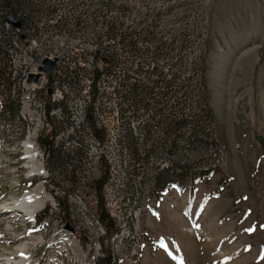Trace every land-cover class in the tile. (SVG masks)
Listing matches in <instances>:
<instances>
[{
    "label": "rangeland",
    "instance_id": "obj_1",
    "mask_svg": "<svg viewBox=\"0 0 264 264\" xmlns=\"http://www.w3.org/2000/svg\"><path fill=\"white\" fill-rule=\"evenodd\" d=\"M24 1L29 3L28 13L36 21L41 13L50 14L53 11L54 19L68 24L72 30L70 44L77 45V53L71 54L69 61L85 58V52L97 44L95 40L99 35L100 43L105 40L103 25L106 21L118 19L127 25L134 24V27L139 24V31L140 23L150 25L153 37H162L161 40L168 45L164 58L155 61L165 67L180 57L179 38L185 36L182 55H185V66L192 74L193 61L203 57L205 72L201 90L194 85L195 77L184 75L183 104L186 109L192 107L196 115L202 116L197 98L200 93L205 95L207 107L211 110L209 127L212 138L194 140L187 136L178 137L175 141L177 146L172 151L151 152V155L140 153L141 158L164 161L168 167H171V160L184 162L190 159L189 171L194 175L199 170L205 171L204 176L197 175L193 181L187 180L188 187H179L181 192L175 191V187L169 192H162L160 183L166 174H160L156 181L155 164H151L149 170H133L120 167L118 161L131 159L128 150H121V144L133 141L150 147L160 142L152 113H176L179 105L174 98L167 105L151 106L148 111L141 108L139 111L143 116L132 117L129 125L127 123L130 129L123 132L117 115L121 102L119 96L111 91L104 100L111 112L105 118L108 127L105 144L96 152L92 148L97 144L90 137H85V151L72 156L65 141L59 140L58 145L53 142L54 134L51 138L54 150L49 155V151L40 145L39 137L44 130L50 131L52 124L35 136L31 130L32 117L25 102L24 114H20V105V117L13 118L5 114V101L0 97L3 100L0 101V205L11 198L21 197L40 180L44 181L46 192L52 182L62 189L79 188L90 203L92 195L100 193L102 176L105 172L109 174L110 169L100 162L101 155H104L112 163L115 184L128 182L135 188L133 190L143 205L151 203L153 208L161 209L164 227L153 223L149 215L151 211L147 209L142 217L141 229L130 248L131 231L118 239L117 233L123 228L115 229L112 237L117 241L114 245L96 244V251H91L87 255L90 259L85 258L84 263L94 264L98 259H92V255H97L98 249L102 248L116 255L117 264H214L217 260L224 262V259L223 264H264V146L257 137L264 138V0ZM69 13L80 17L81 26L76 28L69 22ZM18 62L22 67L27 65L25 58H18ZM99 65L102 66L101 62ZM169 70L171 76L173 70ZM67 84L70 91H75L79 80L76 84ZM22 86L20 95L25 97L26 88ZM33 87L28 86V90L44 91ZM161 92L158 91L159 94ZM133 111L134 108H131ZM126 114L131 115L129 109ZM195 118L198 119L197 116ZM201 118L202 122L207 120ZM151 127L155 133L147 136L144 130ZM65 128L66 125L57 123L56 132ZM30 137L41 149L40 158L46 169L42 176L29 174L25 149ZM70 165L82 170L81 180L68 174ZM98 170L103 172L101 177ZM159 171L164 170L160 168ZM71 180H74L73 185ZM145 183L148 189L143 196L140 188ZM178 202L183 209L177 208ZM48 205L45 211L43 208L37 213L36 219L28 218L23 212L19 215L7 211L0 214V264L7 258L20 261L18 247L24 242L29 244L30 258L22 264L31 263V244L37 243L35 233H41L37 257L43 256L47 264H81L72 239H64L63 249L66 252H58L55 249L62 248V238L52 239V232H43L54 228L53 219L42 221L47 210H55L54 203ZM90 205L95 207V204ZM97 207L105 210L101 199ZM40 214H43L42 218L38 219ZM186 235L191 237L192 252L196 253V257L184 244ZM77 236L84 242V235ZM133 246L135 250L137 248L136 252Z\"/></svg>",
    "mask_w": 264,
    "mask_h": 264
},
{
    "label": "built area",
    "instance_id": "obj_2",
    "mask_svg": "<svg viewBox=\"0 0 264 264\" xmlns=\"http://www.w3.org/2000/svg\"><path fill=\"white\" fill-rule=\"evenodd\" d=\"M8 16H14L16 20L20 21V32L11 31V24L13 23L8 20ZM67 17L69 22H72V25L76 28L83 23L76 13H69ZM31 18L33 17L31 16ZM107 22L112 23L114 21H106L105 24ZM115 22H119V20L117 19ZM121 22L129 28L134 26V24L127 25L124 21ZM105 24L103 25L104 36L102 35L105 40L100 43L99 38L101 36L99 35L95 40L97 44L92 45L89 51L85 52V58L69 61L71 54L74 55L77 53V45L70 44L72 30L68 28V24L54 19L53 14H41L38 17V21L34 18L31 21L29 18H22L21 13L13 14L7 12L3 19V24L0 23V46L2 47V51L6 53V60L3 67L8 82L11 78L15 77L18 58H25V61H27V86L24 102L28 106V113L32 117V132L37 136L47 125L52 124L55 140L53 142L58 145L59 140L65 141L68 146V152L72 156L85 151V145L83 143L85 137H90L97 144V146H93L92 148L96 152H98V147L100 149L105 144V136L108 130L105 118L110 116L111 112L105 106L104 100L109 97L111 91H114L119 96L121 102V108L118 110L117 115L121 120L120 125L123 132H127L130 129L129 126L127 127V123L129 125L128 121L132 117L138 118L137 113H140L137 107H134V111L131 112V103L127 102L123 94L124 86L121 85V79L122 72L127 65V61L123 56L116 58L112 72L103 73L102 77L97 79V70H104L105 65L109 64L112 53L119 50L118 45L114 43L115 41L106 37ZM3 28L5 29L4 34L2 32ZM114 45H117V48L114 49ZM160 58H164L163 55L156 58V62ZM46 59L55 62V65L49 70L42 69ZM100 62L102 66L99 65ZM143 63H151V58L144 59L142 57L132 59L130 62V65L133 66L132 71L136 69L137 64L143 66ZM156 64L160 71H165V73L169 72L168 66L170 63H167L166 67L160 66L158 63ZM171 65H177V62L171 63ZM31 74L39 75V82H44L43 92H31L28 90V83H36L35 81H28ZM136 79L145 81V74L140 72L131 74L130 82L135 83ZM77 80H79L77 89L70 91L67 83L71 82L76 84ZM94 81L96 85L93 86ZM2 82L0 97L4 98V106L5 104H11L14 99V92L10 89L7 90L6 81ZM173 88L177 92L180 91L178 96L180 95L179 97H181L183 90L179 89L178 85L173 86ZM158 91H160L159 88L155 89L156 93ZM158 97L159 93L157 99ZM0 101L3 100L0 99ZM159 101L160 99H158ZM141 108L144 109L143 107H139V109ZM128 109L131 115L126 114ZM89 113L93 115L96 128L101 130L100 136L93 128L92 121L89 119ZM57 123L66 125L65 130L57 133ZM85 127L87 129H84ZM53 142H51V148L45 147V150L49 151V155L54 147ZM129 142L136 143L133 141ZM169 144H171V141ZM147 146H141L135 149L134 147L130 148L128 142L121 144V150L131 152V159L122 158L118 161V165L133 170H147L149 157L141 158L139 156L140 153L144 152L150 155L151 151H154L155 148L163 149L160 142L152 144L150 147ZM100 162L106 168L110 169L107 175V172L103 175L101 170L97 171L99 177L103 175L100 193L95 192L89 203L79 188L62 189L56 187L53 182L49 183L47 203H55V210H47L42 220L43 222H46V219H53L54 221V228H48V231L43 232H52V239L62 238V248L55 250L58 252H66L63 249V240L72 239L81 264L84 263L85 258H87V255L91 251H96V244L114 245V237L112 235L108 236L106 226L101 220L102 212H105L112 220L114 230L129 228V231H131V239H129L128 244L130 248L134 243L133 238L141 229L143 214L147 209L154 207L151 203L143 205L141 203L142 200L137 197L133 190L135 188L128 182H123L120 185L115 184L111 173L112 163L109 159L101 155ZM166 166L168 167L167 164L162 162L161 169H165ZM68 174L74 176L77 180L82 179V170L76 168L74 165L69 166ZM72 182L74 180H71ZM147 189V183H145L140 188V194L144 196ZM100 199L101 206L103 205L105 210L97 207ZM90 204H95V207L93 208ZM45 209L46 206L43 211ZM77 235H84V242ZM35 236H37V243L31 244V263L26 264H47L43 256L37 257L38 251L40 250L41 233H35ZM133 249L135 250L134 246ZM105 256L102 254V259ZM55 264L57 263L55 262Z\"/></svg>",
    "mask_w": 264,
    "mask_h": 264
},
{
    "label": "trees",
    "instance_id": "obj_3",
    "mask_svg": "<svg viewBox=\"0 0 264 264\" xmlns=\"http://www.w3.org/2000/svg\"><path fill=\"white\" fill-rule=\"evenodd\" d=\"M30 1V0H29ZM29 3L24 0H0V23L3 24V19L6 16V13H21L22 18L24 19H31L30 13H28L27 5ZM122 8V7H121ZM45 10V9H44ZM124 11V9H123ZM45 13V12H44ZM41 13V14H44ZM50 13V12H49ZM53 14V11L50 13ZM141 25L140 31L137 27H140L139 24L137 26H133L132 28L126 27L121 21L119 22H107L105 24V34L107 38L113 39L115 44L118 45L119 50L110 56L109 64L105 65L104 70H97V79L102 77L103 73H110L112 72V68L115 63V60L119 56H123L126 61L127 65L124 71L122 72V79H121V85L124 86L123 94L125 99H127L128 103H131L132 108L137 107V110L139 111V107H143L147 111L152 106L156 105H167L169 103V100L174 98V100L177 102L176 104L179 105V110L176 111V113H162L160 111L153 112V119L155 120L156 125V131L160 133V143L163 146L162 148H155L154 151H151L152 153L156 154V152H164V151H172L176 148V138L178 137H184L187 136L189 139L194 138L198 139L203 137L205 138H212L211 136V129L209 127L211 123V110L207 107L206 97L204 94L200 93L197 102L198 107L201 108L202 116L196 115L195 109L190 107L189 109H186L184 107L183 102L185 103V91L183 92L182 96L179 97L178 94L180 91L177 92L173 88V86L178 85L179 89H184V75L189 74L190 77H195L196 81L194 82V85L197 87L196 89H203L204 87V61L203 57H199L196 61H193V65H191V72L189 73L187 66H185V55H183L184 51V42H186V38L180 37V57L177 59V65H169V68L172 71V76L168 73H165V71H160L158 68V65L155 63L156 58L160 57L165 53V51L168 50V45L161 40L162 37L155 39V36L153 37V31H151L150 25ZM11 31L12 32H20V27H15L13 24H11ZM2 32L4 34L5 29H2ZM186 35H188V31L185 32ZM117 40V42H116ZM179 40L177 41V43ZM120 51V52H119ZM148 56V57H147ZM202 56V54H201ZM151 58V63H143V66L140 64H137V67L134 71H132L133 66L130 65V62L132 59H138V58ZM184 59V60H183ZM6 60V53L2 51V47L0 46V89L1 85L3 84L2 81H6V87L7 90H12L14 92V99L12 100L11 104H5L4 112L9 117L16 118L19 116L20 111V105L22 96L20 95V92L22 90L21 85L17 84L16 78H11V80L7 79L6 74L4 73V67ZM178 66V68H177ZM177 70V71H176ZM168 71H170L168 69ZM144 73L146 80L142 81L139 79H136L135 83H131V74L133 73ZM182 75V76H181ZM23 77V75H20ZM169 76V77H168ZM176 83V84H175ZM96 85L95 81L93 82V86ZM162 89L163 95L159 94L158 99L162 101L161 103L158 102L157 96L158 93L155 92V89ZM204 93V92H203ZM11 95V92H10ZM184 97V99H182ZM188 98L186 97V100ZM189 100V99H188ZM187 100V101H188ZM140 112V111H139ZM138 117L143 116L140 113H137ZM197 116L198 119L195 117ZM175 119H174V118ZM207 119L202 122V118ZM89 119L92 121L93 128L95 132L100 136L101 130L96 128L95 122L93 119L92 113H89ZM202 122V124L200 123ZM204 124V125H203ZM153 127V126H152ZM147 128L144 131L146 132L147 136L152 134L154 132V128ZM155 133V132H154ZM53 136V130L50 131L44 130V132L40 135V145L42 144L44 147L51 148V138ZM175 138L171 141V144H169L168 139L169 138ZM259 137L260 143H262V146H264V138L262 136ZM128 146L130 148L138 149L141 146L146 147L144 143H130L128 142ZM51 150V149H49ZM131 155V152H130ZM151 155V154H150ZM190 159L183 161L172 160L171 161V167H167L161 173H159V169L161 168V164L164 161H155L153 162L149 158V164L147 169H151L149 166L151 164H155V170L157 171V176H155L156 181H158V178L161 177L163 172H165V176L163 177V181H161L160 186L163 187L161 190L169 192L171 191L172 187H175V184H181L185 187H188V181H193L194 177L197 175L204 176L205 171L199 170L194 175L190 169V165L188 162H190ZM161 174V175H160ZM158 177V178H157ZM43 214L39 215L42 217ZM101 220L105 224L106 228L108 229L109 235L113 233V223L112 220L109 218V216L105 213H101ZM105 258L102 259V257L98 260V264H117L116 260L112 252L108 251L106 249V252L104 251Z\"/></svg>",
    "mask_w": 264,
    "mask_h": 264
},
{
    "label": "bare ground",
    "instance_id": "obj_4",
    "mask_svg": "<svg viewBox=\"0 0 264 264\" xmlns=\"http://www.w3.org/2000/svg\"><path fill=\"white\" fill-rule=\"evenodd\" d=\"M14 26L20 27V25L19 26L14 25ZM19 62L17 63L16 74H15L14 78H16L17 84L21 85V87H23L22 85H24V87L26 88V86H27V77H26L27 65H25V67L24 66L22 67ZM21 74L23 75V77L20 76ZM28 86H32V87L36 86V88L38 87L41 90V89H44V82L28 83ZM24 98L25 97H23V95H22L21 111H20V114H22V115L24 114V109H25L23 107ZM40 154H41L40 149H39V147H37L35 140L32 137L28 138L26 141L25 157L27 159L28 168L30 170L29 174H31V175L42 176L43 172H45V170H46L44 167V163L42 162V160L40 158ZM47 194H48V192H46L45 183L43 180L42 181L40 180L31 189L25 191L21 197L11 198L9 202L2 203L0 205V214L4 213L5 211H7V213H10L11 211L14 210L12 213H16L17 215H19V213H21V211H23L28 218L35 219L37 213L40 212L45 206H47L49 204V203H47L48 202ZM53 207H55V205H53ZM123 229L121 230V232H119L120 230L118 231V233L116 232L118 239H119V236H121V235H123V236H124V234L129 235V232H130L129 228H123ZM130 237H131V234H130ZM185 237H187V238L184 239V244L188 248V251H190L196 257V253L192 252L191 237L188 235H186ZM114 241H117L116 238H114ZM118 243H120V242H118ZM18 248L20 250L21 260L17 261V260H14L15 258L14 259L13 258H7L6 261L3 262V264H22L24 261H27L30 258V255H29V252H30L29 248L30 247H29L28 243L24 242L23 245L19 246ZM18 248H17V250H18ZM31 251H32V248H31ZM101 253L104 255V250L102 248L98 249L97 255H95V254L92 255V259L97 258L99 260L102 257ZM112 255L116 259V255H114L113 252H112ZM98 260L97 261L95 260L94 264H97ZM163 261H165V260H163ZM84 264H89V263H84ZM163 264H166V263H163Z\"/></svg>",
    "mask_w": 264,
    "mask_h": 264
},
{
    "label": "crops",
    "instance_id": "obj_5",
    "mask_svg": "<svg viewBox=\"0 0 264 264\" xmlns=\"http://www.w3.org/2000/svg\"><path fill=\"white\" fill-rule=\"evenodd\" d=\"M185 203H186V200H185ZM177 205V208L178 209H181L182 207H179L178 205H179V202L178 203H176ZM200 204V203H199ZM210 206H211V204H210ZM183 209V208H182ZM149 215H150V218H151V220L153 221V223L154 224H157V225H162V227H164V224H163V217H162V211H161V209L160 210H156V211H151L150 213H149ZM181 215L182 216H184V214H182V211H181ZM180 215V216H181ZM188 226H190V225H188ZM195 240V239H194ZM198 247H200L199 245H198ZM195 248V247H194ZM200 249H199V253H200ZM164 260V259H163ZM220 260V259H219ZM225 260L226 259H224V260H222V261H224L225 262ZM224 262H219L218 260L214 263V264H223Z\"/></svg>",
    "mask_w": 264,
    "mask_h": 264
},
{
    "label": "water",
    "instance_id": "obj_6",
    "mask_svg": "<svg viewBox=\"0 0 264 264\" xmlns=\"http://www.w3.org/2000/svg\"><path fill=\"white\" fill-rule=\"evenodd\" d=\"M8 20L11 21L16 26H19L21 24L20 21L16 20L14 16H8ZM44 64L45 65L42 67V69L49 70L55 65V62H51L50 60L46 59L44 61ZM39 80H40V76L35 75V74H31L28 79L29 82H32V81L39 82Z\"/></svg>",
    "mask_w": 264,
    "mask_h": 264
}]
</instances>
